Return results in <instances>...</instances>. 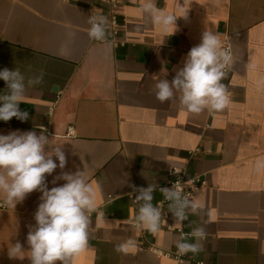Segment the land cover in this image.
<instances>
[{"label":"crops","instance_id":"crops-1","mask_svg":"<svg viewBox=\"0 0 264 264\" xmlns=\"http://www.w3.org/2000/svg\"><path fill=\"white\" fill-rule=\"evenodd\" d=\"M118 1L113 25L107 0H0V70L44 73L19 105L29 119L0 121V134L43 130L62 144L63 171H85L93 184L98 211L89 246L73 264H264V172L254 171L264 158V89L256 87L264 79V0H158L178 15L170 35L146 22L139 0ZM94 9L109 19L104 41L88 36ZM206 30L229 37L233 61L222 82L231 102L199 115L178 99L161 103L154 84L173 79ZM172 167L204 182L193 195L203 207L182 228L159 192ZM61 171L45 174L49 189L65 183H52ZM149 184L157 185L153 204L164 218L156 234L134 224L129 185ZM41 195L33 191L14 209L0 208V264H31L26 238ZM194 227L205 229L203 240L190 241L202 250L178 262L176 241ZM128 241V253L115 250ZM16 242L24 252L11 258Z\"/></svg>","mask_w":264,"mask_h":264},{"label":"clouds","instance_id":"clouds-1","mask_svg":"<svg viewBox=\"0 0 264 264\" xmlns=\"http://www.w3.org/2000/svg\"><path fill=\"white\" fill-rule=\"evenodd\" d=\"M157 2L139 0V12L147 23L170 35L175 31L178 15L158 7ZM88 24L90 39H107V16L94 9ZM142 27L138 25L137 30ZM232 61L231 47L225 45L219 33L206 30L201 43L190 49L183 67L176 70L173 79H161L154 84L156 99L161 103L178 99L179 106L190 114L199 115L205 110L221 112L231 102L227 86L222 81L227 78ZM248 67L254 69L255 66L249 64ZM0 80L5 82V91L0 93V121L8 122L13 117L21 122L27 121L29 113L22 111L19 105L25 102L29 88L44 82L43 71L26 77L18 68H4L0 70ZM256 87L264 89V79L257 80ZM66 164L62 144L53 143L43 130L39 135L36 131L20 130L0 134V207L14 209L27 194L37 190L42 193L41 203L34 214L36 223L29 226L26 238L31 264H73L89 246L91 214L98 211L96 190L85 171L64 172ZM58 167L62 171L52 183L56 184L58 180L65 183L49 189L45 174L51 175ZM254 171L264 172V158L255 161ZM129 186L133 189L131 195H134L133 203L137 206L135 227L158 233L164 218L161 208L153 204L157 185L149 184L146 188ZM159 192L168 202V211L175 224L181 228L190 215H198L203 207L185 194L179 183L171 188H159ZM205 236L203 227H194L190 233L181 231L176 241L177 254L199 253L201 245L190 241L203 240ZM132 246L133 242L128 241L116 245L115 250L126 254ZM23 252L22 244L16 242L9 250V256L16 258Z\"/></svg>","mask_w":264,"mask_h":264},{"label":"built area","instance_id":"built-area-1","mask_svg":"<svg viewBox=\"0 0 264 264\" xmlns=\"http://www.w3.org/2000/svg\"><path fill=\"white\" fill-rule=\"evenodd\" d=\"M118 0H107V4L109 5L110 8V15H111V23L115 25L116 23V12L115 10L117 9L118 5ZM93 13V12H92ZM225 43L226 46H230V41L228 36H224L222 39ZM70 131V130H69ZM175 183H179L180 187L182 188L183 192L187 195H189L193 199L194 193L202 188L204 186V182L200 180L198 177H192L189 176L184 168L181 167H172L167 171V179L165 182L162 184V187H168L171 188ZM132 200H134V197H132ZM162 206L168 207V202L163 198L162 201ZM3 208V207H0ZM149 251L154 252L155 254L158 255H163V256H169V252H163L157 248L154 247H149ZM176 258L178 259V262L181 260L179 257L181 255L175 254ZM198 264H203V263H198Z\"/></svg>","mask_w":264,"mask_h":264}]
</instances>
